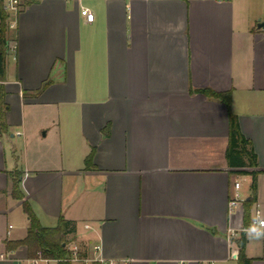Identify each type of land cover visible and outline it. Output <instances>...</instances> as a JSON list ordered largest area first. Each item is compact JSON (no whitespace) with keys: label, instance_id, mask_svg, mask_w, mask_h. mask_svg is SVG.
Masks as SVG:
<instances>
[{"label":"crops","instance_id":"obj_1","mask_svg":"<svg viewBox=\"0 0 264 264\" xmlns=\"http://www.w3.org/2000/svg\"><path fill=\"white\" fill-rule=\"evenodd\" d=\"M10 16L0 264H29L26 245L7 247L30 225L17 172L43 226L71 221L69 242L132 264H238L245 207L230 199L252 178L231 172L227 105L197 90L231 92L264 217V0H23ZM247 234L264 264V236Z\"/></svg>","mask_w":264,"mask_h":264},{"label":"trees","instance_id":"obj_2","mask_svg":"<svg viewBox=\"0 0 264 264\" xmlns=\"http://www.w3.org/2000/svg\"><path fill=\"white\" fill-rule=\"evenodd\" d=\"M28 3V2H25ZM10 12L3 6V0H0V79L6 77V63L8 51V30L10 27ZM49 84L45 82L42 88ZM207 95L221 99L228 107L229 110V143L227 148V157L229 160L232 173L249 174L251 175V189L252 193L249 198L244 200L245 214L244 224L248 227L251 223L252 208L258 199V177L263 172L259 168L258 156L252 146V141L242 132L238 116L232 111L231 106V92L230 91H215L210 89H198ZM3 99V85H0V118L2 115V106L4 105ZM0 126L6 127L5 122L0 119ZM94 151L86 157V168L91 169L95 166L93 162ZM18 172L15 174L13 184V195L23 200V208L28 214L30 225L26 237L19 240L7 241L9 249L17 248L21 245H26L28 249L29 258L35 257L41 252L44 258L57 260V264H72L67 259L69 232L71 229V221L61 216L57 225L43 226L40 223L38 216L32 208L30 202L25 199L23 192L19 186ZM232 240L238 246V264H252L253 258L249 257L246 252L248 242V234L246 230H241L237 238ZM87 247L85 243L82 244ZM89 247V246H88Z\"/></svg>","mask_w":264,"mask_h":264},{"label":"built area","instance_id":"obj_3","mask_svg":"<svg viewBox=\"0 0 264 264\" xmlns=\"http://www.w3.org/2000/svg\"><path fill=\"white\" fill-rule=\"evenodd\" d=\"M23 5V0H3L4 8L12 13L18 14L19 10ZM82 14L85 15L87 21L94 20V12L91 11L89 7L83 6L81 9ZM15 22H11L10 26H14ZM241 183L237 181L235 183V192L232 198L230 199V211H233V208L242 204L245 198H242L240 195ZM264 220L263 216L259 214H255L252 219L251 223L248 227H244L243 230L249 231L250 226L253 225L254 220ZM88 246H83L78 241H72L68 244V255L67 259L70 260L72 263H80V264H132L130 259L122 258V259H115V258H108L103 254L102 250V243L101 242H94L92 244H87ZM29 264H40V262H50V258H44L41 255V252L38 253L37 256L31 257L28 259Z\"/></svg>","mask_w":264,"mask_h":264},{"label":"clouds","instance_id":"obj_4","mask_svg":"<svg viewBox=\"0 0 264 264\" xmlns=\"http://www.w3.org/2000/svg\"><path fill=\"white\" fill-rule=\"evenodd\" d=\"M249 232L255 238L264 236V220H254L253 225L249 228Z\"/></svg>","mask_w":264,"mask_h":264},{"label":"rangeland","instance_id":"obj_5","mask_svg":"<svg viewBox=\"0 0 264 264\" xmlns=\"http://www.w3.org/2000/svg\"><path fill=\"white\" fill-rule=\"evenodd\" d=\"M241 182H242V189L240 191V195L242 198H246L247 197V193L249 191V183L247 181V178L245 176H239ZM51 264H55L54 262H52ZM74 264H80V263H74Z\"/></svg>","mask_w":264,"mask_h":264},{"label":"water","instance_id":"obj_6","mask_svg":"<svg viewBox=\"0 0 264 264\" xmlns=\"http://www.w3.org/2000/svg\"><path fill=\"white\" fill-rule=\"evenodd\" d=\"M258 26L264 28V20H260V21L258 22Z\"/></svg>","mask_w":264,"mask_h":264}]
</instances>
